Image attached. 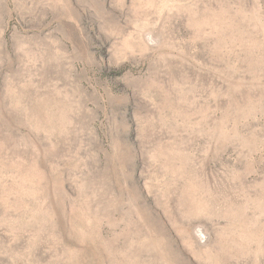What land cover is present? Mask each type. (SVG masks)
Instances as JSON below:
<instances>
[{
  "label": "rangeland",
  "instance_id": "374dc122",
  "mask_svg": "<svg viewBox=\"0 0 264 264\" xmlns=\"http://www.w3.org/2000/svg\"><path fill=\"white\" fill-rule=\"evenodd\" d=\"M0 264H264V0H0Z\"/></svg>",
  "mask_w": 264,
  "mask_h": 264
}]
</instances>
